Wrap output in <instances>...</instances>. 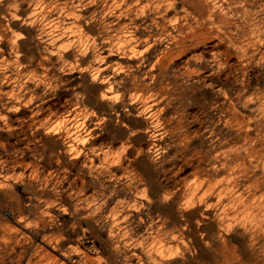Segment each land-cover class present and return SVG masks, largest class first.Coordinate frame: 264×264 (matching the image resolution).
Wrapping results in <instances>:
<instances>
[{
    "label": "rangeland",
    "instance_id": "obj_1",
    "mask_svg": "<svg viewBox=\"0 0 264 264\" xmlns=\"http://www.w3.org/2000/svg\"><path fill=\"white\" fill-rule=\"evenodd\" d=\"M231 1L0 4V264H264V0Z\"/></svg>",
    "mask_w": 264,
    "mask_h": 264
},
{
    "label": "bare ground",
    "instance_id": "obj_2",
    "mask_svg": "<svg viewBox=\"0 0 264 264\" xmlns=\"http://www.w3.org/2000/svg\"><path fill=\"white\" fill-rule=\"evenodd\" d=\"M4 1H5V0H4ZM96 1H97V0H96ZM203 1H204V0H203ZM232 1H233V0H232ZM232 1H231V2H232ZM236 1H237V0H236ZM247 1H248V0H247ZM252 1H254V0H252ZM256 1H257V0H256ZM256 1H255V2H256ZM225 2H226V1H225ZM231 2H230V3H231ZM241 2H242V0H241ZM243 2H244V1H243ZM245 2H246V1H245ZM257 2H258V1H257ZM262 2H263V1H262ZM191 3H192V2H191ZM234 3H235V2H234ZM234 3H232V4H234ZM181 4H182V3H181ZM201 4H202V3H201ZM205 4H207V3H205ZM249 4H250V3H249ZM251 4H252V3H251ZM251 4H250V5H251ZM199 5H200V3H199ZM211 5H213V4H210V6H211ZM227 5H228V4H227ZM245 5H246V4H245ZM250 5H249V6H250ZM258 5H259V4H258ZM203 6H204V5H203ZM240 6H241V5H240ZM247 6H248V5H247ZM262 6H263V5H262ZM182 7H183V6H182ZM236 7H237V6H236ZM260 7H261V6H260ZM180 8H181V7H180ZM201 8H202V7H201ZM237 8H238V7H237ZM228 9H229V8H228ZM233 10H234V8H233ZM244 11H245V10H244ZM261 11H262V10H261ZM240 13H241V12H240ZM242 13H243V12H242ZM238 14H239V12H238ZM220 15H221V14H220ZM242 15H243V14H242ZM245 15H246V14H245ZM221 16H222V15H221ZM243 16H244V15H243ZM221 18H222V17H221ZM224 18H226V16H225ZM233 19H234V18H233ZM241 19H242V18H241ZM219 20H220V19H219ZM195 21H196V20H195ZM261 21H262V20H261ZM188 22H189V21H188ZM247 22H248V20H247ZM232 23H233V22H232ZM241 23H242V22H241ZM263 23H264V22H263ZM201 24H202V23H201ZM238 24H239V23H238ZM248 24H250V23H248ZM241 25H242V24H241ZM243 25H244V24H243ZM249 26H250V25H248V27H249ZM244 28H245V26H244ZM182 29H183V28H182ZM36 30L38 31V29H36ZM248 32H250V31H248ZM163 34H164V33H163ZM163 34H162V35H163ZM157 37H158V36H157ZM21 38H22V37H21ZM6 39H7V38H6ZM171 41H172V40H171ZM9 42H10V41H9ZM19 42H20V41H19ZM19 42H18V43H19ZM184 42H185V41H184ZM180 43H181V42H180ZM187 43H188V42H187ZM198 47H199V46H198ZM50 49H51V48H50ZM197 50H198V49H197ZM194 51H195V50H194ZM263 52H264V51H263ZM263 52H262V53H263ZM214 53H215V52H214ZM196 54H197V53H196ZM201 54H202V53H201ZM45 55H46V54H45ZM214 55H215V54H214ZM20 56H21V55H20ZM192 56H193V55H192ZM199 56H200V55H198V57H199ZM46 57H47V56H46ZM214 57H215V56H214ZM190 58H191V57H190ZM222 58H223V57H222ZM40 59H42V58H40ZM40 59H39V60H40ZM215 59H216V58H215ZM259 59H260V57H259ZM196 60H197V59H196ZM222 60H223V59H222ZM222 60H221V61H222ZM224 60H225V59H224ZM206 61H207V60H206ZM43 63H44V62H43ZM40 64H42V63H40ZM44 64H45V63H44ZM229 65H230V64H229ZM41 66H42V65H41ZM45 66H46V65H45ZM45 66H44V68H47V67H45ZM19 68H20V67H19ZM238 69H239V68H238ZM240 70H241V67H240ZM240 70H239V71H240ZM247 71H249V70H247ZM247 71H246V72H247ZM240 72H241V71H240ZM246 72H245V73H246ZM48 73H49V72H48ZM216 75H217V74H216ZM235 75H236V74H235ZM239 75H240V74H239ZM241 77H242V76H241ZM228 78H229V76H228ZM245 78H246V77H245ZM240 79H241V78H240ZM203 80H204V78H203ZM206 80H207V79H206ZM214 82H215V81H214ZM226 82H227V81H226ZM252 82H253V81H252ZM204 84H205V83H204ZM239 84H240V83H239ZM252 84H253V83H252ZM104 85H105V84H104ZM257 85H258V84H257ZM220 86H221V85H220ZM243 86H245V85H243ZM247 86H248V85H247ZM254 86H255V85H254ZM254 86H253V87H254ZM249 87H250V86H249ZM255 87H256V86H255ZM221 88H222V87H221ZM244 88H245V87H244ZM247 88H248V87H247ZM239 90H240V89H239ZM247 90H248V89H247ZM224 92H225V91H224ZM214 94H215V93H214ZM237 94H238V93H237ZM215 95H216V94H215ZM223 95H224V94H223ZM244 95H245V94H244ZM224 96H225V95H224ZM226 96H228V95H226ZM236 96H237V95H235V97H236ZM245 96H246V95H245ZM220 97H221V96H220ZM229 97H230V96H228V98H229ZM239 97H240V96H239ZM243 97H244V96H243ZM263 97H264V96H263ZM213 98H214V97H213ZM232 98H233V97H232ZM207 99H208V98H207ZM207 99H206V100H207ZM210 99H211V98H210ZM224 99H225V98H224ZM215 100H217V99H215ZM221 100H222V99H221ZM226 100H227V99H226ZM226 100H225V102H226ZM230 100L232 101L231 98H230ZM245 100H246V98H245ZM262 101H263V100H262ZM208 102H209V101H208ZM210 102H211V101H210ZM210 102H209V103H210ZM212 102H213V101H212ZM215 102H216V101H215ZM247 102H248V101H247ZM213 103H214V102H213ZM216 103H217V102H216ZM221 103H222V102H221ZM230 103H231V102H230ZM211 104H212V103H211ZM247 104H248V103H247ZM130 105H131V104H130ZM182 105H183V104H182ZM216 106H217V105H216ZM227 106H228V105H227ZM231 106H232V105H231ZM201 107H202V106H201ZM214 107H215V106H214ZM237 107H240V106H237ZM237 107H235V108H237ZM139 108H140V107H139ZM204 108H205V107H204ZM224 108H225V107H224ZM217 109H218V108H217ZM229 110H230V109H229ZM216 112H217V111H216ZM224 112H225V111H224ZM221 113H222V112H221ZM225 113H226V112H225ZM236 113H237V112H236ZM205 114H208V113H205ZM212 114H216V113H212ZM243 114H244V113H243ZM241 115H242V114H241ZM220 116H221V114H220ZM227 116H228V115H227ZM239 116H240V115H239ZM239 116H238V118H239ZM242 116H244V115H242ZM248 116H250V113H249ZM30 117H31V116H30ZM204 117H206V116H204ZM250 117H251V116H250ZM153 118H154V117H153ZM247 118H248V117H247ZM262 118H263V117H262ZM211 119H212V118H211ZM147 120H148V119H147ZM206 120H207V119H206ZM227 120H228V119H227ZM61 121H63V120H61ZM239 121H240V120H239ZM250 121H251V120H250ZM254 121H255V120H254ZM258 121H259V120H258ZM158 122H159V121H158ZM217 122H218V121H217ZM251 122H252V121H251ZM205 123H206V122H205ZM227 123H228V122H227ZM240 123H242V122H240ZM243 123H245V121H244ZM254 123H255V122H254ZM83 124H84V123H83ZM165 124H166V123H165ZM229 124H230V122H229ZM233 124H234V123H233ZM206 125H207V124H206ZM212 125H213V124H212ZM242 126H244V125H242ZM256 126H257V125H256ZM43 127H44V126H43ZM76 127H77V126H76ZM184 127H185V126H184ZM247 127H248V126H247ZM249 127H250V126H249ZM205 128H206V127H205ZM205 128H204V129H205ZM261 128H262V127H261ZM244 129H247V128H244ZM244 129H243V130H244ZM54 130H55V128H54ZM77 130H79V129H77ZM223 130H224V129H223ZM255 130H256V129H255ZM259 130H260V129H258V131H259ZM47 131H48V130H47ZM185 131H186V130H185ZM193 131H194V130H193ZM197 131H198V130H197ZM249 131L251 132V130H249ZM48 132H49V131H48ZM51 132H53V130H51ZM54 132H55V131H54ZM71 132H72V131H71ZM250 132H249V133H250ZM219 133H220V132H219ZM241 133H242V132H241ZM62 134H63V133H62ZM244 134H245V133H244ZM247 134H248V133H247ZM67 135H68V134H67ZM220 135H221V134H220ZM245 135H246V134H245ZM253 135H254V134H253ZM228 136H229V135H228ZM255 136H256V135H255ZM257 136H258V135H257ZM78 137H79V136H78ZM192 137H193V135H192ZM192 137H191V138H192ZM72 138H73V137H72ZM83 138H84V137H83ZM229 138H230V136H229ZM242 138H243V137H242ZM255 138H256V137H255ZM187 139H189V138H187ZM235 139H236V138H235ZM240 139H241V137H240ZM253 139H254V138H253ZM59 140H60V137H59ZM76 140H77V139H76ZM221 140H222V139H221ZM231 140H233V139H231ZM249 140H250V138H249ZM249 140H248V141H249ZM62 141H63V140H62ZM74 141H75V140H74ZM192 141H193V140H192ZM1 142H2V141H1ZM1 142H0V143H1ZM225 142H226V141H225ZM225 142H222V143H225ZM258 142H259V140H258ZM77 143H78V142H77ZM77 143H76V144H77ZM216 143H217V142H216ZM73 144H74V143H73ZM212 144H214V143H212ZM226 144H227V143H226ZM226 144H224V145H226ZM242 144H243V141H242ZM178 145H179V144H178ZM222 145H223V144H222ZM231 145H232V143H231ZM244 145H245V144H244ZM228 146H229V145H228ZM232 146H233V145H232ZM237 146H238V145H237ZM237 146H236V147H237ZM255 146H256V145H255ZM218 147H221V146H218ZM229 147H230V146H229ZM229 147H228V148H229ZM250 147H251V146H250ZM234 148H235V147H234ZM238 148H239V147H238ZM219 149H220V148H219ZM261 149H262V148H261ZM223 150H224V149H223ZM228 150H229V149H228ZM237 150H239V149H237ZM240 150H241V147H240ZM213 151H214V150H213ZM213 151H212V153H213ZM216 151H217V150H216ZM225 151H226V150H225ZM231 151H232V150H231ZM256 151H257V150H256ZM64 153H65V152H64ZM78 153H79V152H78ZM208 153H209V152H208ZM214 153H215V152H214ZM241 153H242V152H241ZM140 154H141V153H140ZM216 154H217V153H216ZM220 154H221V152H220ZM223 154H224V153H223ZM244 154H245V153H244ZM115 155H116V154H115ZM214 155H215V154H214ZM218 155H219V154H218ZM121 156H122V155H121ZM231 156H232V155H231ZM246 156H247V155H246ZM87 157H88V156H87ZM106 157H107V156H106ZM116 157H117V156H116ZM221 157H222V156H221ZM229 157H230V156H229ZM229 157H228V158H229ZM233 157H235V156H233ZM1 158H2V157H1ZM213 158H214V157H213ZM213 158H212V159H213ZM219 158H220V157H219ZM243 158H244V157H243ZM243 158H242V159H243ZM106 159H108V158H106ZM121 159H122V158H121ZM229 159H230V158H229ZM250 159H251V158H250ZM262 159H263V158H262ZM38 160H39V159H38ZM214 160H215V159H214ZM218 160H219V159H218ZM236 160H237V159H236ZM239 160H240V159H239ZM219 161H220V160H219ZM227 161H230V160H227ZM114 162H115V161H114ZM246 163H247V162H246ZM27 164H28V163H27ZM130 164H131V163H130ZM203 164H204V163H203ZM227 164H228V163H227ZM240 164H241V163H240ZM240 164H238V165H240ZM247 164H248V163H247ZM34 165H35V164H34ZM219 165H220V164H219ZM212 166H213V165H212ZM126 167H127V166H126ZM217 167H218V166H217ZM235 167H236V166H235ZM127 168H128V167H127ZM127 168H126V169H127ZM213 168H214V167H213ZM245 168H246V167H245ZM124 169H125V168H124ZM214 169H215V168H214ZM219 169H220V168H219ZM36 170H37V169H36ZM216 170H217V169H216ZM226 170H227V169H226ZM239 170H240V169H239ZM29 171H30V170H29ZM230 171L232 172V170H230ZM31 172H32V170H31ZM192 172H193V171H192ZM192 172H191V173H192ZM219 172H220V171H219ZM233 172H235V171H233ZM228 173H229V172H228ZM248 173H249V172H248ZM19 174H20V173H19ZM0 175H2V174H0ZM38 175H39V174H38ZM132 175H133V174H132ZM238 175H239V174H238ZM247 175H248V174H246V176H247ZM32 176H34V174H33ZM240 176H241V175H240ZM18 177H19V176H18ZM22 177H23V175H22ZM6 178H7V177H6ZM8 178H10V177H8ZM11 178H12V177H11ZM15 178H16V177H15ZM19 178H20V177H19ZM32 178H33V177H32ZM197 179H198V177H197ZM197 179H196V180H197ZM208 179H209V178H208ZM247 179H249V175H248V178H247ZM9 180H10V179H9ZM191 180H192V179H190V181H191ZM216 180H217V179H216ZM0 181H1V180H0ZM2 181H3V180H2ZM11 181H12V180H11ZM14 181H15V180H14ZM186 181H187V180H186ZM207 181H208V180H207ZM232 181H233V180H232ZM243 181H244V180H242V182H243ZM246 181H247V180H246ZM215 182H216V181H215ZM226 182H227V181H226ZM195 184H196V183H195ZM224 184H225V183H224ZM214 185H215V184H214ZM0 186H1V185H0ZM44 187H45V186H44ZM2 188H3V187H2ZM194 188H195V186H194ZM146 189H147V188H146ZM233 190H234V189H233ZM189 191H190V190H189ZM189 191H188V192H189ZM188 192H187V193H188ZM172 193H173V192H172ZM183 193H184V192H183ZM202 193H203V192H202ZM6 194H7V193H6ZM165 194H166V193H165ZM169 194H171V193H169ZM193 195H194V194H193ZM187 196H188V195H187ZM201 196H202V195H201ZM203 196H204V195H203ZM7 197H8V196H7ZM142 197H143V196H142ZM190 197H191V196H190ZM243 197H244V196H243ZM260 198H262V197H260ZM186 199H187V197H186ZM188 199H189V198H188ZM175 200H176V199H175ZM200 205H201V204H200ZM200 205H199V206H200ZM190 207H191V206H190ZM194 207H195V206H194ZM194 207H193V208H194ZM206 208H207V207H206ZM215 209H216V208H215ZM230 209H231V208H230ZM227 210H228V209H227ZM187 211H188V210H187ZM202 211H203V208H202ZM204 211H205V210H204ZM204 211H203V212H204ZM244 211H245V210H244ZM198 212H199V211H198ZM252 212H253V211H252ZM184 213H185V212H184ZM193 213H194V212H193ZM201 213H202V212H201ZM252 214H253V213H252ZM202 215H203V214H202ZM227 216H228V215H227ZM251 216H252V215H251ZM181 217H182V216H181ZM223 217H224V216H223ZM239 217H240V216H239ZM247 218H248V217H247ZM249 218H250V217H249ZM249 218H248V219H249ZM18 219H19V217H18ZM21 219H22V217H20V220H21ZM24 219H25V218H24ZM186 219H187V218H186ZM214 219H215V218H214ZM185 221H186V220H185ZM215 221H216V220H215ZM22 222H23V221H22ZM183 222H184V221H183ZM187 222H188V221H187ZM231 222H232V221H231ZM247 222H248V221H247ZM24 223H25V222H24ZM175 223H176V222H175ZM180 223H181V222H180ZM195 223H196V222H195ZM183 224H184V223H183ZM200 224H201V223H200ZM20 225H21V224H20ZM237 225H238V224H237ZM253 225H254V224H253ZM184 226H185V225H184ZM159 227H160V226H159ZM187 227H188V225L186 226V228H187ZM187 229H188V228H187ZM126 230H127V229H126ZM201 230H202V229H201ZM251 230H252V229H251ZM251 230H250V231H251ZM220 231H221V230H220ZM166 232H167V231H166ZM252 232H253V231H252ZM250 233H251V232H250ZM127 234H128V233H126V235H127ZM158 234H159V232H158ZM167 234H168V232H167ZM222 234H223V233H222ZM259 234H260V233H259ZM152 235H153V233H152ZM169 236H171V235H169ZM185 236H186V234H185ZM204 236H205V235H204ZM221 236H222V235H220V237H221ZM157 237H159V236L157 235ZM224 237H225V236H224ZM224 237L222 238L223 240L225 239ZM171 239H172V238H171ZM155 240H156V239H155ZM235 240H236V239H235ZM140 241H141V240H140ZM160 241H161V240H160ZM186 242H188V241H186ZM225 242H226V241H225ZM149 243H150V242H149ZM227 243H228V242H227ZM227 243H226V244H227ZM252 243H254V242H252ZM254 244H255V243H254ZM142 245H143V244H142ZM142 245H141V246H142ZM150 245H151V244H150ZM164 245H166V244H164ZM189 245H190V244H189ZM228 245H229V244H228ZM139 246H140V244H139ZM173 246H174V245H173ZM179 246H180V245H179ZM190 247H192V246H190ZM190 247H189V248H190ZM177 248H178V247H177ZM183 253H184V252H183ZM234 253H235V252H234ZM223 254H224V253H223ZM225 254H226V253H225ZM243 254H245V253H243ZM247 255H249V254H247ZM196 257H197V256H196ZM160 259H161V258H160ZM250 259H251V258H250ZM168 260H169V259H168ZM164 262H165V261H164ZM166 262H167V261H166ZM221 262H222V261H221ZM258 262H260V261H258ZM258 262H257V263H258ZM242 263H244V262H242Z\"/></svg>",
    "mask_w": 264,
    "mask_h": 264
},
{
    "label": "clouds",
    "instance_id": "obj_3",
    "mask_svg": "<svg viewBox=\"0 0 264 264\" xmlns=\"http://www.w3.org/2000/svg\"><path fill=\"white\" fill-rule=\"evenodd\" d=\"M34 2L42 3V0H34ZM94 2H95V0H90V3H94ZM3 3H4V0H0V4H3ZM10 8L15 9L16 11H19V5H18L17 3H13V4H11V5H10ZM13 18H14V19H19V17H18V16H15V14H13ZM76 19H80V17H76ZM26 22H27V21H26ZM31 23L35 24L36 21H35V20H32ZM49 35L51 36V33H49ZM14 36H16L17 39L21 38V37L19 36V34H15V33H14ZM12 43L15 44V43H16V40L14 39V40L12 41ZM49 43H51V44H55V43H56V38L50 39V40H49ZM69 47H71V45L62 46V48H63L64 50H67V48H69ZM145 51H147V48L145 49ZM138 55L142 56L143 53H140V54H138ZM61 59H63L62 56H61ZM101 62H102V60H101ZM4 68H6V65H4V67H0V71H3ZM60 71L63 72V71H64V68H61ZM81 71H90V69H82ZM100 71H101L100 69H96V70H94V71L91 72V75H92V81H93V82H96L98 79H100V76H99ZM109 80H110V78H105V79L101 80L100 82H101V83H108ZM108 91H109V92L112 91V87H111V86L109 87ZM76 96H77V99H78V100L81 99V97H80L79 94H76ZM101 98H102V99H107L108 97H106V96L104 95V93H101ZM119 98H120V97H119L118 95H114L113 97H111V99H112L114 102H115V101H118ZM136 98H138V97H134L133 99L135 100ZM93 115H94V113H93ZM0 119H4V118H3V117H0ZM77 139L79 140L78 137H77ZM86 142H87L86 140H79V143H86ZM160 155H161V153H160L159 151H157V153H156V158L158 159ZM165 199H167V197H166ZM149 255H150V254H149ZM151 264H155V262L153 261V262H151Z\"/></svg>",
    "mask_w": 264,
    "mask_h": 264
}]
</instances>
